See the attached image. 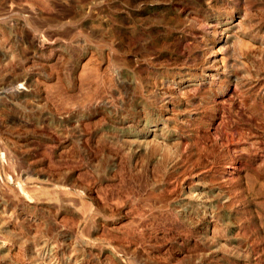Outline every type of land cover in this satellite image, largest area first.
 <instances>
[{
  "label": "rangeland",
  "instance_id": "1",
  "mask_svg": "<svg viewBox=\"0 0 264 264\" xmlns=\"http://www.w3.org/2000/svg\"><path fill=\"white\" fill-rule=\"evenodd\" d=\"M0 264H264V0H0Z\"/></svg>",
  "mask_w": 264,
  "mask_h": 264
}]
</instances>
